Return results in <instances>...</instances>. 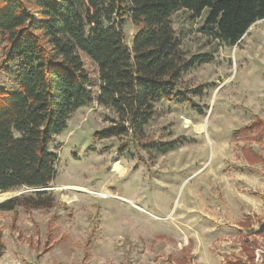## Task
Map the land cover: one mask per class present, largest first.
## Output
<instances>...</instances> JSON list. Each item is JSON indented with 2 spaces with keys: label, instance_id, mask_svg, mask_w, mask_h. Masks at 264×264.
I'll list each match as a JSON object with an SVG mask.
<instances>
[{
  "label": "rangeland",
  "instance_id": "obj_1",
  "mask_svg": "<svg viewBox=\"0 0 264 264\" xmlns=\"http://www.w3.org/2000/svg\"><path fill=\"white\" fill-rule=\"evenodd\" d=\"M208 13L171 18L186 58H211L182 77L189 101L156 103L141 141L99 140L117 117L79 109L51 146L54 208L0 212V264H264V130L236 136L264 123V20L229 47L202 30ZM136 30L126 23L128 46ZM6 46L0 38V88L11 89ZM174 141L164 155L154 149Z\"/></svg>",
  "mask_w": 264,
  "mask_h": 264
},
{
  "label": "trees",
  "instance_id": "obj_2",
  "mask_svg": "<svg viewBox=\"0 0 264 264\" xmlns=\"http://www.w3.org/2000/svg\"><path fill=\"white\" fill-rule=\"evenodd\" d=\"M206 10L202 30L229 47L264 20V0H0V38L14 79L13 88H0V194L34 190L1 203L0 212L54 208L48 189L59 158L51 146L79 109L97 104L117 117L99 140L131 134L141 141L156 103L189 101L182 77L211 58L187 59L171 18L187 11L196 20ZM128 22L137 29L130 46ZM177 144L154 149L164 155Z\"/></svg>",
  "mask_w": 264,
  "mask_h": 264
},
{
  "label": "bare ground",
  "instance_id": "obj_3",
  "mask_svg": "<svg viewBox=\"0 0 264 264\" xmlns=\"http://www.w3.org/2000/svg\"><path fill=\"white\" fill-rule=\"evenodd\" d=\"M189 122V121H188ZM191 124V123H190ZM205 129H206V126L205 125H201V126H198L197 127V130H198V132L199 133H203L204 131H205ZM114 170H116L118 173H120V174H123L124 172H125V170L126 169H124L121 165H120V163L118 162V163H116L115 165H114ZM125 174V173H124ZM107 195V194H106ZM5 195H1L0 194V202L1 201H3L4 199H5Z\"/></svg>",
  "mask_w": 264,
  "mask_h": 264
},
{
  "label": "water",
  "instance_id": "obj_4",
  "mask_svg": "<svg viewBox=\"0 0 264 264\" xmlns=\"http://www.w3.org/2000/svg\"><path fill=\"white\" fill-rule=\"evenodd\" d=\"M18 196H19V195H18ZM18 196H15V197H18ZM12 198H14V197H12ZM12 198H10V199H12ZM10 199H8V200H10ZM6 201H7V200L1 201L0 204L3 203V202H6Z\"/></svg>",
  "mask_w": 264,
  "mask_h": 264
},
{
  "label": "crops",
  "instance_id": "obj_5",
  "mask_svg": "<svg viewBox=\"0 0 264 264\" xmlns=\"http://www.w3.org/2000/svg\"><path fill=\"white\" fill-rule=\"evenodd\" d=\"M262 226H263V225H262ZM262 226H261V227H262ZM260 229H261V228H260Z\"/></svg>",
  "mask_w": 264,
  "mask_h": 264
}]
</instances>
